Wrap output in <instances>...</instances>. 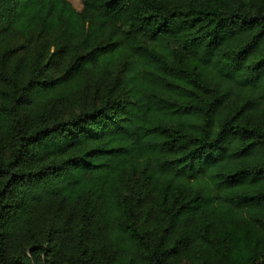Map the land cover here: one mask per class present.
<instances>
[{
  "label": "trees",
  "instance_id": "1",
  "mask_svg": "<svg viewBox=\"0 0 264 264\" xmlns=\"http://www.w3.org/2000/svg\"><path fill=\"white\" fill-rule=\"evenodd\" d=\"M0 0V264H264V0Z\"/></svg>",
  "mask_w": 264,
  "mask_h": 264
},
{
  "label": "rangeland",
  "instance_id": "2",
  "mask_svg": "<svg viewBox=\"0 0 264 264\" xmlns=\"http://www.w3.org/2000/svg\"><path fill=\"white\" fill-rule=\"evenodd\" d=\"M68 1L72 4V6L75 9H77V10L80 9V7H81L80 0H68Z\"/></svg>",
  "mask_w": 264,
  "mask_h": 264
}]
</instances>
